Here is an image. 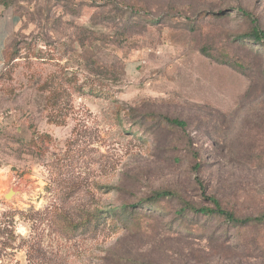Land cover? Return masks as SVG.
<instances>
[{
	"label": "rangeland",
	"instance_id": "obj_1",
	"mask_svg": "<svg viewBox=\"0 0 264 264\" xmlns=\"http://www.w3.org/2000/svg\"><path fill=\"white\" fill-rule=\"evenodd\" d=\"M119 1L0 0V264H264L263 226L175 217L264 215V0Z\"/></svg>",
	"mask_w": 264,
	"mask_h": 264
},
{
	"label": "trees",
	"instance_id": "obj_2",
	"mask_svg": "<svg viewBox=\"0 0 264 264\" xmlns=\"http://www.w3.org/2000/svg\"><path fill=\"white\" fill-rule=\"evenodd\" d=\"M116 4H122L125 6L127 9V12L125 15H128L130 17L134 18H145L147 15L144 14L145 10L137 4H135V1L132 0H120L119 2H114ZM2 5H7L4 2H2ZM233 11L238 12L237 14L243 15L247 17L250 20V31L242 36L241 39H247L248 41H251L254 45H263L264 44V32L260 29L258 21L252 17L244 8L242 7H237L233 9ZM212 16H217V14H213ZM152 23V22H150ZM133 36V33L128 30L126 32V37L130 38ZM6 50V48H5ZM200 53L203 54L206 57L212 58L213 56L211 55L210 52L207 51L205 46H202L200 48ZM5 61V51H4V56H3ZM15 56L12 54L9 57V62L14 60ZM222 64H225L233 69H238L235 63L230 60V59H225L221 61ZM51 82L48 83L50 85ZM45 89V88H44ZM101 93L100 91L97 92H89L88 95H99ZM57 95L54 96V94L49 97L48 102L53 103L51 105H56L55 102L58 100ZM51 116H48L50 119ZM51 122H54L52 118L50 119ZM165 122L168 125H173V126H178L180 128H184V123L176 121V120H167L165 119ZM170 197H173V193L170 191H157L153 192L151 197H148L144 203H146L147 207H153V205L156 203L158 200L162 199H168ZM208 202L210 203L211 207H200L196 208L193 207L192 205L189 204H184L182 208L177 210L175 212V217L180 218L176 221L177 226L182 225L183 219L182 217L186 212L192 213L197 220L202 221L201 223L204 224L208 221H214V222H220L223 223L227 227H238V228H243L247 226H263L264 227V215H258L254 217H238L235 212L225 209L221 206L218 200L208 197L206 198ZM143 209L141 206L140 202L138 204H134L132 206H127V205H118L112 207L110 210L106 212L105 215H108L110 217L115 216V214L121 215L122 219L126 222V231L129 232H134V231H146L148 230V227L146 225L144 226V222L139 223L138 221L132 219V213L135 211H140ZM148 210V209H147ZM106 216H104L105 218ZM194 229V228H193ZM194 231V230H192Z\"/></svg>",
	"mask_w": 264,
	"mask_h": 264
},
{
	"label": "crops",
	"instance_id": "obj_3",
	"mask_svg": "<svg viewBox=\"0 0 264 264\" xmlns=\"http://www.w3.org/2000/svg\"><path fill=\"white\" fill-rule=\"evenodd\" d=\"M17 24V17L13 14H10L6 18L0 19V65L3 62L4 51L6 48V37L11 29L13 31L14 26Z\"/></svg>",
	"mask_w": 264,
	"mask_h": 264
},
{
	"label": "water",
	"instance_id": "obj_4",
	"mask_svg": "<svg viewBox=\"0 0 264 264\" xmlns=\"http://www.w3.org/2000/svg\"><path fill=\"white\" fill-rule=\"evenodd\" d=\"M7 197H8V195H7Z\"/></svg>",
	"mask_w": 264,
	"mask_h": 264
}]
</instances>
